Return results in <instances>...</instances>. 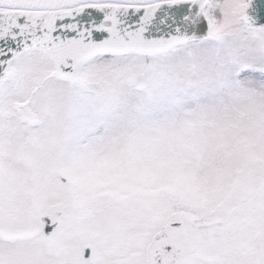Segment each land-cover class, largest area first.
Returning <instances> with one entry per match:
<instances>
[{
	"label": "snow or ice",
	"instance_id": "6c2138e0",
	"mask_svg": "<svg viewBox=\"0 0 264 264\" xmlns=\"http://www.w3.org/2000/svg\"><path fill=\"white\" fill-rule=\"evenodd\" d=\"M0 264H264V0H0Z\"/></svg>",
	"mask_w": 264,
	"mask_h": 264
}]
</instances>
